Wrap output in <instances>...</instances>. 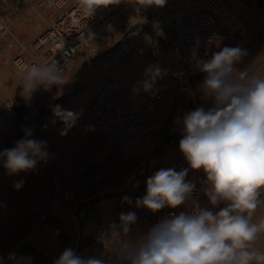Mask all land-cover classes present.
<instances>
[{
	"label": "crops",
	"instance_id": "0c3cea01",
	"mask_svg": "<svg viewBox=\"0 0 264 264\" xmlns=\"http://www.w3.org/2000/svg\"><path fill=\"white\" fill-rule=\"evenodd\" d=\"M224 1L246 23L249 33L241 40L213 41L209 58L224 46H240L247 50V55L236 67L248 68L252 74H264V0ZM138 3L147 5L148 0H138ZM0 20L8 28V33L0 39L1 101L16 86L13 57L17 54L27 57L38 55L39 51L31 43L45 29V21L31 12L28 6L22 7V0H0ZM101 34L102 37L89 40L104 38L105 34ZM10 41L12 45L8 47ZM151 43H148V47L152 46ZM158 54L167 64L173 63L170 54L161 51ZM72 61L74 67L64 71L65 78L69 79L67 84L61 88L53 87L49 91L42 89L30 101L22 96L17 99V103L23 100L28 111H17L13 128L0 135V151H3L14 147L15 142L24 137V128H29L32 130L31 138L47 142L51 157L47 163L41 162L38 165L37 172H20L16 175H9L3 167V160H0V264H53L66 248H72L84 258H105L107 254H113V248L105 240H101L91 251L82 249L95 228V218L100 216L104 220L112 219L129 204L124 197L132 201L137 188L146 185L148 178L161 169H174L180 159H185L179 150L183 132L176 133L175 143H169L170 122L168 120L166 124L167 119L154 135L146 153L138 159L125 156L116 141L100 131L89 116L93 94L106 79L113 64L106 54L104 59L86 62L76 57ZM80 64L85 88L81 93L70 94L77 73L75 66ZM148 64L165 69L152 57H149ZM96 67L98 73L94 81L88 83L83 75L92 74L97 70ZM202 79L203 74L198 72L192 76V84L198 107L208 110L212 102L203 99L197 91ZM155 86L167 92L168 112L190 111L189 107L176 101V83L168 71L167 75L156 81ZM55 105H60L64 110L82 112L81 118L67 135L61 134L64 124L53 117L52 109ZM89 126H93L94 131H90ZM184 162L183 170L188 169L185 181L194 183L200 175L206 188L203 170H192L186 159ZM111 163L115 167L112 177H102L91 184L84 181L95 169H103ZM19 180L25 183L21 189L14 190L13 183ZM224 206L223 203L212 206L206 195L199 199L191 196L177 208L165 207L158 211L161 216L159 221L130 230L122 239L135 242L163 220L167 211L179 213L196 207L215 213ZM42 214L51 223L48 230L40 224L39 217ZM252 219L257 223L264 219V203L257 208ZM258 237L252 246L264 252V230Z\"/></svg>",
	"mask_w": 264,
	"mask_h": 264
},
{
	"label": "clouds",
	"instance_id": "9594fccd",
	"mask_svg": "<svg viewBox=\"0 0 264 264\" xmlns=\"http://www.w3.org/2000/svg\"><path fill=\"white\" fill-rule=\"evenodd\" d=\"M120 2L106 0L102 5ZM166 2L155 0L154 5L163 7ZM220 39L210 37L209 42ZM198 44L197 39L190 53L195 70L203 74L197 91L212 102V107L205 110L201 106L184 114L179 150L190 169L205 173L204 192L210 204L225 206L215 213L197 208L191 213L171 214L135 242H126L122 237L128 235L137 216L134 212L121 213L119 224H109L100 234V239L114 250L111 264H264V252L252 246L264 230V219L258 223L252 219L264 203V74L236 67L247 55L240 46H224L203 59L198 57ZM165 75L167 69L149 65L144 78L133 86V93L143 91L154 96L156 81ZM16 77L21 96L28 101L38 89L61 88L69 81L55 60L20 67ZM195 94L190 91V95ZM52 113L65 126L62 135H67L82 116V112L64 110L60 105H55ZM89 130L94 131V127L89 126ZM24 133L14 147L0 151V160L9 175L37 172L38 165L51 158L46 141L31 138L29 128H24ZM187 173L188 169L157 171L147 179L146 195L136 200V206L156 213L185 204L195 187L185 181ZM24 183L14 181V190L21 189ZM124 200L131 203L129 197ZM53 264L109 262L102 257L84 258L66 248Z\"/></svg>",
	"mask_w": 264,
	"mask_h": 264
},
{
	"label": "built area",
	"instance_id": "2783aa9c",
	"mask_svg": "<svg viewBox=\"0 0 264 264\" xmlns=\"http://www.w3.org/2000/svg\"><path fill=\"white\" fill-rule=\"evenodd\" d=\"M106 0H40L38 10L45 21V29L31 43L38 55L27 57L17 54L13 57L15 76L18 68L32 63L58 62L64 71L72 65V60L90 38H100L105 28L119 26L123 28L121 36L107 51L106 56L113 64L106 79L93 94L89 105V116L95 126L119 145L121 152L128 157L138 159L146 153L154 135L161 129L165 119L170 122L169 143H175L176 133L183 132L182 119L185 113L177 110L168 112V94L155 86L156 94L133 93V86L144 78L149 66L148 59H156L172 75L176 83V101L193 111L198 108L192 84V76L198 71L190 53L198 44V57L209 59L210 37L241 40L246 38L249 28L242 18L234 12L224 0H167L163 7L138 3V0H121L118 4L103 6ZM101 5V6H98ZM97 6V7H95ZM95 7L91 12V8ZM8 33L6 23L0 20V39ZM152 46L148 47V43ZM12 42L7 43L10 47ZM173 57V63L167 64L158 52ZM38 89L32 96L40 92ZM21 97V88L16 86L0 101V135L13 128L17 120L16 103ZM189 111V112H190ZM112 159V158H111ZM185 159H180L174 168L183 170ZM115 171L111 163L103 169H95L84 178L91 184L102 177H112ZM192 197L199 199L205 195L203 179L198 175ZM147 185L137 188L135 197L112 219L95 218V228L89 241L82 249L91 251L100 241V234L109 224H119L121 213L134 212L137 222L131 230L146 223H155L161 216L137 207L138 198L146 195ZM264 200V197L261 198ZM196 207L183 212L191 213ZM181 213V212H179ZM167 211L164 217L179 214ZM41 226L48 230L51 226L46 215L39 217ZM111 264L115 254L104 258Z\"/></svg>",
	"mask_w": 264,
	"mask_h": 264
},
{
	"label": "rangeland",
	"instance_id": "374dc122",
	"mask_svg": "<svg viewBox=\"0 0 264 264\" xmlns=\"http://www.w3.org/2000/svg\"><path fill=\"white\" fill-rule=\"evenodd\" d=\"M39 2H40V0H22V7L28 6L31 12H33L35 15L38 14L40 16V14L38 12V10L40 9ZM102 33L105 34L104 38L91 39V40L87 41V43L83 46L81 51H79L75 55L74 58L79 57L81 59V61H86V62L92 61V60L98 59V58L104 59L107 51L111 48L113 43L123 33V29L119 26H109V27L105 28V30ZM96 45L99 48L95 47ZM93 47H95V49H92ZM98 53H100V54H98ZM72 67H74L73 61H72V65L66 71L71 70ZM96 69L97 70H94V72L92 74H85L84 73L83 77H85V79L88 83H91L94 81V79L98 73V67H96ZM75 70L77 72L76 78L74 80L73 88H72V91H70V94L81 93L83 91V89L85 88V84L82 80V75L80 72L82 70V64L78 65L77 67L75 66ZM22 101H19L16 105V109H17L18 113H19V111L20 112L21 111H28V109L26 108V104L22 103ZM167 122H168V120H166V124H167Z\"/></svg>",
	"mask_w": 264,
	"mask_h": 264
}]
</instances>
